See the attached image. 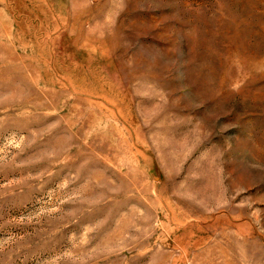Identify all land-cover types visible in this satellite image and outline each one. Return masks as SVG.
<instances>
[{"label": "rangeland", "instance_id": "rangeland-1", "mask_svg": "<svg viewBox=\"0 0 264 264\" xmlns=\"http://www.w3.org/2000/svg\"><path fill=\"white\" fill-rule=\"evenodd\" d=\"M0 264H264V0H0Z\"/></svg>", "mask_w": 264, "mask_h": 264}]
</instances>
